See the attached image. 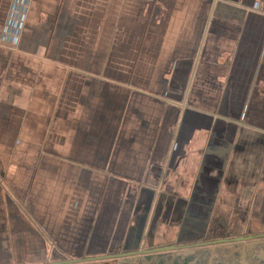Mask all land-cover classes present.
<instances>
[{
  "label": "crops",
  "instance_id": "crops-1",
  "mask_svg": "<svg viewBox=\"0 0 264 264\" xmlns=\"http://www.w3.org/2000/svg\"><path fill=\"white\" fill-rule=\"evenodd\" d=\"M241 200L264 215V0H0V264L192 243Z\"/></svg>",
  "mask_w": 264,
  "mask_h": 264
},
{
  "label": "flooded vegetation",
  "instance_id": "flooded-vegetation-1",
  "mask_svg": "<svg viewBox=\"0 0 264 264\" xmlns=\"http://www.w3.org/2000/svg\"><path fill=\"white\" fill-rule=\"evenodd\" d=\"M217 238L214 241H206L204 237L197 243L147 247L134 252H125L123 255L126 256L122 259L109 262L110 264H260L258 260L261 255L258 252L252 253L251 245L230 243L229 239Z\"/></svg>",
  "mask_w": 264,
  "mask_h": 264
},
{
  "label": "rangeland",
  "instance_id": "rangeland-1",
  "mask_svg": "<svg viewBox=\"0 0 264 264\" xmlns=\"http://www.w3.org/2000/svg\"><path fill=\"white\" fill-rule=\"evenodd\" d=\"M172 181H173L172 184H175L177 182L175 181V178H172ZM242 195H244V193L239 194V196ZM210 196H212V194H210ZM238 204L241 211H236L235 207L232 204H227V203L223 205H207V209L205 208L206 210L205 215L209 213L210 218L208 224H206L205 227L210 229V234L205 236L200 234L191 235L190 237H188V241L186 242L193 241L194 243H197L204 237L206 238V241H214L218 239L217 237H220L221 239H225V240L226 239L233 240L234 238H237L239 236H243V237L255 236L254 234L258 236L261 234L264 235V215L258 212H255L253 215L250 212H248V210L251 207V204H247L243 202V200H241L240 203H237V205ZM175 207L176 210L180 208L178 203L175 205ZM215 207H217L216 211H215ZM198 208L199 207H197L196 204L192 203L189 205L188 212L197 210ZM177 216H180L179 211H177ZM249 217H254V219ZM225 231H227L228 233H225ZM230 233H232V235ZM235 233H238L239 235H233ZM184 238H186V236H184ZM178 242H180V240H178ZM182 242L183 241H181L180 243ZM87 264H104V263L88 262Z\"/></svg>",
  "mask_w": 264,
  "mask_h": 264
},
{
  "label": "water",
  "instance_id": "water-1",
  "mask_svg": "<svg viewBox=\"0 0 264 264\" xmlns=\"http://www.w3.org/2000/svg\"><path fill=\"white\" fill-rule=\"evenodd\" d=\"M253 240V237H238V238H235L233 240H231L230 242L231 243H239V242H251ZM223 242H226V241H223ZM102 258V257H100ZM100 259L99 258H95V259H88L87 261H92V262H96V261H99ZM84 261L83 260H77V261H72L70 263H67V264H82ZM57 264H62V263H57Z\"/></svg>",
  "mask_w": 264,
  "mask_h": 264
}]
</instances>
